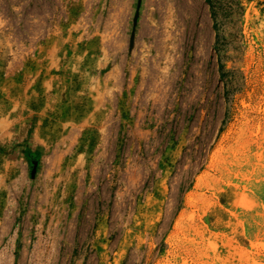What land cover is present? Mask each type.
<instances>
[{"label": "rangeland", "instance_id": "374dc122", "mask_svg": "<svg viewBox=\"0 0 264 264\" xmlns=\"http://www.w3.org/2000/svg\"><path fill=\"white\" fill-rule=\"evenodd\" d=\"M0 264H264V0H0Z\"/></svg>", "mask_w": 264, "mask_h": 264}]
</instances>
